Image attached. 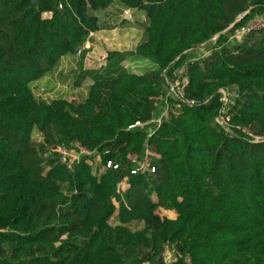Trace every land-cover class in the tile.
Instances as JSON below:
<instances>
[{
	"label": "trees",
	"instance_id": "trees-1",
	"mask_svg": "<svg viewBox=\"0 0 264 264\" xmlns=\"http://www.w3.org/2000/svg\"><path fill=\"white\" fill-rule=\"evenodd\" d=\"M115 1L145 12L127 54L157 67L96 78L81 103L42 99L35 81L110 28L97 13ZM258 16L264 0H0V264H264V142L237 128L264 135V28L225 45ZM185 64L194 103L170 98L160 127L129 129L161 114L158 97ZM91 74L102 73L82 71L71 88ZM222 89L239 95L230 130L216 121ZM77 142L119 168L69 169L54 149ZM147 149L160 155L156 171L132 175L130 157ZM168 248L176 257L166 262Z\"/></svg>",
	"mask_w": 264,
	"mask_h": 264
},
{
	"label": "built area",
	"instance_id": "built-area-1",
	"mask_svg": "<svg viewBox=\"0 0 264 264\" xmlns=\"http://www.w3.org/2000/svg\"><path fill=\"white\" fill-rule=\"evenodd\" d=\"M264 28V16H258L251 19L245 26L236 29L233 32V37L243 40L247 35H249L253 30H259ZM85 46V45H84ZM81 46L78 48L76 55L81 57L85 53V47ZM108 54L101 55L99 57H92L89 59V62L84 65L87 72L100 73L101 66L108 60ZM188 78L186 76V64L181 68L179 76L174 80H168L166 86V94L164 96L158 97V100L165 102V107L163 112L154 116L152 119L142 122L137 121L135 124L129 126V129L135 128H147L148 131L152 132L154 126L156 128L160 127L162 122L169 118L170 116V106L169 99L175 98L178 100L186 101L188 104H193L194 101L188 100L185 98V87L187 86ZM47 89L42 88V94L46 93ZM239 95L232 90H221V101L223 106L220 111V115L216 118V121L219 125L224 127L226 130L231 128V117L228 114L230 109L233 106L234 100ZM241 129L253 142H264V135H259L253 133L247 127H237ZM54 152L58 154L60 161L66 165L69 169H72L75 163L80 162L83 157H95L100 158L101 165L104 171L110 168L118 169L119 165L115 164L112 160L104 161L102 155L98 152L97 149H90L81 143H74L70 146L65 144L58 145ZM108 153V151H106ZM134 167L131 170L132 175H142V174H152L156 171L155 160L160 159V155L154 153L153 151L147 149L145 154L142 157L131 156ZM130 175L123 177L117 184L118 190H125V187L128 186Z\"/></svg>",
	"mask_w": 264,
	"mask_h": 264
},
{
	"label": "rangeland",
	"instance_id": "rangeland-1",
	"mask_svg": "<svg viewBox=\"0 0 264 264\" xmlns=\"http://www.w3.org/2000/svg\"><path fill=\"white\" fill-rule=\"evenodd\" d=\"M142 11V10H141ZM119 12V13H118ZM118 12L116 11V17L117 19H126V15H131V14H125L123 10H118ZM134 19H144L143 21L146 23V15L145 12H141V14L135 16L133 15ZM142 22V21H141ZM144 22H142L141 25H137L135 26V30H136V34H134L133 39L131 40V42H129L127 45H118V44H114L113 46H100L99 48L95 47L94 45L91 46H84L85 47V53L79 57V56H75V54L73 56H71V62H73V64L75 63L76 66L78 67V70H76V73H72L68 70V68H66L65 62L62 61V58H60L57 63L55 64V66L53 67V69L50 71L51 74H49V77L53 80V82L51 80H45V78L39 79L38 81H35L34 83V88L33 90L41 95V98L46 100V101H50L52 100L51 95L53 94L54 91H56V84L60 81H63V77H65L64 75H66L65 80H64V84L65 87H70L71 88V84L74 81V79L76 78V75L79 74L82 71H88L85 70L86 68H84L83 66L86 65L89 62V59H91L92 57H99L101 55L104 54H108L109 58L108 60L102 64L100 71H102L101 73V77H97L95 74H91L90 77H92V81H90V84L93 83V80H96V78H107V77H115L118 76L124 72H129V71H137V72H144L145 71V66H141L143 64H138L136 63H132V58L130 57V55L127 54V52L132 51V49L135 47V45L138 42L139 36L141 35V32L143 31V24ZM123 24H126V20H124L123 23H121L122 26H124ZM121 25H119L121 27ZM226 43L225 45L229 46V45H237L241 43V40L239 38H235L233 37V33H229L226 34ZM216 40V38L213 39V42ZM211 44L209 46L205 47V50L202 53H197L194 54V58H198L200 56H202L203 54H208V49L211 48ZM192 57V56H191ZM74 67V66H73ZM67 71H69L70 73H68ZM67 72V73H66ZM95 75V76H94ZM55 84V85H54ZM45 87L47 89V92L42 94V88ZM87 87L90 88L89 84L88 85H84V88ZM60 89L62 90L63 88L60 87ZM65 89V88H64ZM89 92V91H88ZM81 95L80 93H74L72 96L69 97V99H67L68 101H72V102H76V103H81ZM163 110L160 112L162 113ZM43 140V137L41 136V134L35 130L32 134V141L36 142V143H40ZM50 156L52 154H49ZM46 157V155L44 156ZM101 159L100 158H95V157H83L82 160L80 162L75 163V165L80 164L82 162H85L86 164H88L91 167V171L94 175L99 176L100 174H102L104 172L102 165L100 163ZM129 184V183H128ZM63 186V190L67 191V185L66 184H62ZM127 188V186L125 187V189ZM124 198V197H122ZM156 199V197H155ZM115 204L118 206V203L115 201ZM168 254L167 257L165 258L167 261H169L170 259H174L176 257V253L171 249L168 248Z\"/></svg>",
	"mask_w": 264,
	"mask_h": 264
},
{
	"label": "crops",
	"instance_id": "crops-1",
	"mask_svg": "<svg viewBox=\"0 0 264 264\" xmlns=\"http://www.w3.org/2000/svg\"><path fill=\"white\" fill-rule=\"evenodd\" d=\"M118 10H123L125 14H131V15H126L125 16L126 19H117L115 14H116V11L118 12ZM141 12H143V11L128 8L122 2L115 1L110 6V8H108L106 10H101L100 12L97 13L100 22L104 23L106 25H109L110 28H104V29H101L99 31L90 33V35L88 36V38L85 42V46L88 47V46L94 45L96 48L97 47L99 48L100 46L109 47V46H113L114 44H118L121 46L127 45L133 39L134 34H136L135 26L141 25L142 22H144L143 21L144 19H134V17H133V15L137 16V15L141 14ZM43 16L49 18L52 16V13L46 12L43 14ZM124 20H126V24H123L124 26H122L121 23H123ZM144 24H145V22H144ZM144 24H143V31L141 32V35L139 36L138 42L135 45V47L132 49V51H134L136 49L138 43L141 41V39L143 37ZM119 25H121V27ZM204 50H205V47H200L199 49L190 51L188 53V57L189 56L193 57L194 54L202 53ZM71 56H73V55H65L61 58H62V61L65 62L66 68H68V70L74 74L77 72L76 70H78V67L76 66L75 63L73 64V62H71ZM75 56H77V55L75 54ZM130 57H133L131 60L132 63L137 62L138 64H143L141 66H145V71L144 72L129 71V73H134V74L140 75V74H144L148 71H151L157 67V65L155 63H153V62H151L145 58H142L139 56H130ZM83 67L85 68V66H83ZM69 71H67V72L70 73ZM49 74H51V72L46 74V76H44L43 78H45V80H48V81L51 80L53 82V80L49 77ZM64 76L66 77V75H64ZM65 77H63V79H62L63 81H60V83L58 82L56 84V86H57L56 91L53 92L51 97L54 98L57 95H65L66 99H69V97L72 96L74 93H80L81 95H78V96H81V100L83 101L85 99V97L88 95V91H89V88L87 90V87L84 88V85L89 84V86H90L92 84V83L90 84V81H92V79L89 77L84 78L80 87L75 88L74 90L73 89L71 90L70 87H65V85H63ZM60 87H62L63 89L61 90ZM157 212L163 217H168V218H173V219L176 218L178 215L176 210H169V209H165L163 207H158ZM167 255H169L168 250L166 251V253L164 255V260L166 262H169V261H171V259L169 261H167L165 259L167 257Z\"/></svg>",
	"mask_w": 264,
	"mask_h": 264
},
{
	"label": "water",
	"instance_id": "water-1",
	"mask_svg": "<svg viewBox=\"0 0 264 264\" xmlns=\"http://www.w3.org/2000/svg\"><path fill=\"white\" fill-rule=\"evenodd\" d=\"M38 0H35V3H37ZM249 11H247L246 13H244L240 18L244 17L246 14H248ZM163 262V257L160 258L159 260V264H161Z\"/></svg>",
	"mask_w": 264,
	"mask_h": 264
}]
</instances>
